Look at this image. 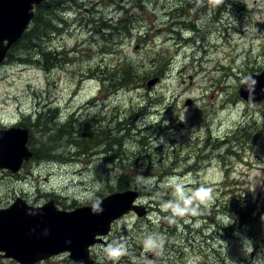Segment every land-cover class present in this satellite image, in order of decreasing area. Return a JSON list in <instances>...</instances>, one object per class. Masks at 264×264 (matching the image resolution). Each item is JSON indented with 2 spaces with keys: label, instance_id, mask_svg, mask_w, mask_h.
<instances>
[{
  "label": "rangeland",
  "instance_id": "374dc122",
  "mask_svg": "<svg viewBox=\"0 0 264 264\" xmlns=\"http://www.w3.org/2000/svg\"><path fill=\"white\" fill-rule=\"evenodd\" d=\"M137 1L72 0V10L59 15L62 32L44 40L60 53L57 67L45 60L1 61L0 128L26 126L28 115L47 108L57 110L60 122L72 113L80 122L121 121L130 130L136 121L119 148L128 157L123 172L139 187L136 203L147 210L116 219L104 243L91 248L92 264H112L104 249L113 239L128 249L118 264H264V100L248 104L238 94L243 77L264 68V0H223L211 10L196 0H146L143 11ZM174 9L183 10L178 15L187 17L186 27L166 18ZM127 14V33L98 28L109 19L117 25ZM166 62L169 67L149 89L146 79L114 91L94 75L107 73L116 81L122 63L139 74ZM142 106L150 109L135 116ZM37 136L33 128V142ZM103 149L64 160L31 157L15 175L0 169V208L16 197L31 206L53 198L62 209L100 200L102 183L122 173ZM172 176L189 189H210L195 215L172 218L162 209L171 198L166 181ZM232 195H241L238 211L247 208L250 222L222 208ZM153 233L162 246L145 252L142 240ZM0 264L19 263L0 257ZM36 264L81 263L64 252Z\"/></svg>",
  "mask_w": 264,
  "mask_h": 264
},
{
  "label": "water",
  "instance_id": "95a60500",
  "mask_svg": "<svg viewBox=\"0 0 264 264\" xmlns=\"http://www.w3.org/2000/svg\"><path fill=\"white\" fill-rule=\"evenodd\" d=\"M42 0H0V62L8 49L24 33L33 17V7ZM246 78V77H244ZM244 78L238 94L246 103L264 100V68L247 78L256 81L252 98L244 90ZM158 80L146 82L149 89ZM188 101L186 104H189ZM28 128H0V169L17 172L32 152L28 149ZM132 189L111 192L99 201L71 210L57 208L53 199L31 206L22 198L0 208V257L11 258L19 264H36L51 256L68 252L81 264H92L90 248L102 239L116 219L134 212L143 216L146 209L135 200Z\"/></svg>",
  "mask_w": 264,
  "mask_h": 264
},
{
  "label": "trees",
  "instance_id": "16d2710c",
  "mask_svg": "<svg viewBox=\"0 0 264 264\" xmlns=\"http://www.w3.org/2000/svg\"><path fill=\"white\" fill-rule=\"evenodd\" d=\"M71 1L72 0H42L39 2L38 5L34 7V15L27 29L7 51V61H14L17 64H32L34 62L36 63L41 62V60H45L47 62H53L55 67L61 65L60 62H58L61 60L60 53L58 51H50L44 40L47 41V39L50 38V34H60L62 32V30L58 27H62L63 18H61L59 15L61 12L65 13L72 10ZM137 2L136 8L143 11L144 6L147 4L146 0H138ZM181 12H183V10L174 9L172 12L166 15V18L171 17L176 26L178 24H182L186 27L184 24L187 23V17H182L183 19H181V15H178L181 14ZM175 14L178 16H175ZM130 19L131 17H129L128 14L123 16L120 15L117 25L109 19L104 20L103 23H100L98 28H100L103 33H108L110 30H112V32H114L113 30H117L119 34L125 32L127 33L131 30L129 25ZM192 26L193 25L190 24L188 27ZM103 50L106 51L107 49L104 48ZM168 67L169 62H166L162 68L154 66V68L150 69L149 71L144 72L141 69L140 73L136 74L134 73L135 68L131 64L122 63L116 67V69L120 68L117 70V72L120 73V78L116 81H113L110 78V74L107 73H101L99 76L98 71H95L94 75L99 77L102 85L109 86L115 91L128 87L130 84H138V82L144 81L146 79L148 80L153 77L160 78L163 70ZM47 68L48 67L46 66L45 69ZM132 70L133 74L136 75L132 76ZM149 109L150 107L142 106L138 109L139 112L136 113L135 116L142 114ZM56 112V109H39L34 118H32L30 115L27 116L29 121L25 125L29 126L31 129L29 133L28 145L32 151V157L37 159L44 157L64 160L62 156H68V159H71L72 157L77 158L81 155H87L90 151H96L104 147L102 151L110 154L111 156L109 158L110 163L117 165L118 170H121L122 173L112 182L106 181L102 183L100 189L96 191L98 196L97 199H100L111 192L139 188L132 185L129 175L123 172L125 169L124 164H126L125 162L128 157H123L121 154V148H119L122 144V139L130 135V130L133 128L136 129L138 127L136 121H134L131 129L129 130V124L122 123L121 121H118L117 125L112 124V126L104 122H101L100 124L98 122L94 123L92 118H88L86 120L82 119L80 122L79 119H74L72 113L64 122H60V119L57 118V116H54L56 115ZM33 128L36 129L38 133L35 142L32 141ZM239 128L244 130L247 134L250 133L247 128L242 127L241 125ZM236 131L233 133V136L235 135ZM146 142L147 141L141 140L140 145L145 146ZM60 149L64 150V155L59 151ZM116 149H118L120 152L118 156H116L118 153ZM111 151H113V153H111ZM137 159L139 160L140 157ZM136 166H141L140 168H142L144 165L136 164ZM147 174L150 175L151 173ZM240 196L241 195H232L231 199L227 201L224 200L222 203V208L227 210V212H229L231 215H234V218H237L238 221L250 222L251 212H249L247 208L242 211H238L240 204L237 202V199H239ZM72 207L74 206L72 205ZM232 220L234 221V219Z\"/></svg>",
  "mask_w": 264,
  "mask_h": 264
},
{
  "label": "clouds",
  "instance_id": "9594fccd",
  "mask_svg": "<svg viewBox=\"0 0 264 264\" xmlns=\"http://www.w3.org/2000/svg\"><path fill=\"white\" fill-rule=\"evenodd\" d=\"M223 3V0H196L198 7H208L209 10L218 7ZM245 88L244 90L249 93L250 98L253 97L256 81L251 78H244ZM167 187L171 189V198L165 201L162 205V209L171 214L172 218H182L187 215H195L199 209L200 203L204 202V199L210 196V189L200 186L195 189H189L186 187L183 180L179 177L167 178ZM157 234L153 233L147 235L142 240V246L145 252H155L162 246V239H157ZM106 258L112 262V264H118L119 260L128 254L126 243L120 239H113L105 246Z\"/></svg>",
  "mask_w": 264,
  "mask_h": 264
},
{
  "label": "flooded vegetation",
  "instance_id": "af4514ba",
  "mask_svg": "<svg viewBox=\"0 0 264 264\" xmlns=\"http://www.w3.org/2000/svg\"><path fill=\"white\" fill-rule=\"evenodd\" d=\"M16 126H22V124H18V123H16ZM0 127H2V125H0ZM5 128V127H4ZM1 170H3V171H6V169H1ZM8 171V170H7ZM11 173V172H10ZM13 175H15V173H12Z\"/></svg>",
  "mask_w": 264,
  "mask_h": 264
},
{
  "label": "bare ground",
  "instance_id": "6f19581e",
  "mask_svg": "<svg viewBox=\"0 0 264 264\" xmlns=\"http://www.w3.org/2000/svg\"><path fill=\"white\" fill-rule=\"evenodd\" d=\"M47 113V112H46ZM138 139V138H137ZM143 139V138H142ZM117 142V141H116Z\"/></svg>",
  "mask_w": 264,
  "mask_h": 264
}]
</instances>
